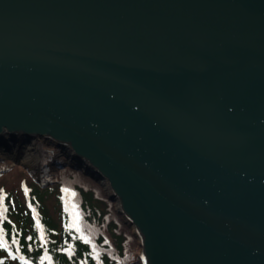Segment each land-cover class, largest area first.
I'll return each mask as SVG.
<instances>
[{
    "label": "water",
    "instance_id": "obj_1",
    "mask_svg": "<svg viewBox=\"0 0 264 264\" xmlns=\"http://www.w3.org/2000/svg\"><path fill=\"white\" fill-rule=\"evenodd\" d=\"M36 135L141 264H264V0H0V147Z\"/></svg>",
    "mask_w": 264,
    "mask_h": 264
},
{
    "label": "trees",
    "instance_id": "obj_2",
    "mask_svg": "<svg viewBox=\"0 0 264 264\" xmlns=\"http://www.w3.org/2000/svg\"><path fill=\"white\" fill-rule=\"evenodd\" d=\"M36 146L40 175L18 165L20 183L0 186V264H140L138 240L101 185L57 156L59 148ZM10 170L1 161L0 177Z\"/></svg>",
    "mask_w": 264,
    "mask_h": 264
},
{
    "label": "rangeland",
    "instance_id": "obj_3",
    "mask_svg": "<svg viewBox=\"0 0 264 264\" xmlns=\"http://www.w3.org/2000/svg\"><path fill=\"white\" fill-rule=\"evenodd\" d=\"M43 141L45 144L47 145H51V146H57V143H59L57 140H55L54 138L52 137H39V136H35L34 137V140H31L33 143L34 142H38V141ZM60 151L58 153H56V155H65L64 152H65V149H59ZM31 156L28 158V160H25L24 159V153L23 151H13L11 150V147H0V163L1 161L3 162H7L8 164V167L11 168V170L7 173H4V175L2 177H0V186H5L7 188H10V187H15L17 186L19 183H20V180L22 178V172H21V169L19 168L18 165H22L24 167H26L28 170H35V175H40V172H41V165H40V160H39V156L38 154L32 150L31 151ZM66 158L64 159V161L68 164H72L73 161L70 160V157H67V155H65ZM53 163L52 161L49 162V165L54 167L53 166ZM74 164V163H73ZM6 174V175H5ZM104 193L107 195V196H111L113 191L112 189L110 188L109 184H107V181L106 180H99L98 182ZM113 201V206L115 208V210H119L120 209V204H119V200L117 199H111ZM121 218H122V215H120ZM123 219V218H122ZM130 227V226H129ZM132 231H134V229L131 227ZM139 241V240H138Z\"/></svg>",
    "mask_w": 264,
    "mask_h": 264
},
{
    "label": "bare ground",
    "instance_id": "obj_4",
    "mask_svg": "<svg viewBox=\"0 0 264 264\" xmlns=\"http://www.w3.org/2000/svg\"><path fill=\"white\" fill-rule=\"evenodd\" d=\"M31 140H34V138L31 139ZM31 140L28 143L23 144V145H19L17 143H14V144H12L10 146L11 147V150H13L15 152L22 150L23 153H24V155H25L24 156V159L25 160H28V158L31 156V153H32L31 151L34 150L36 152V149H35L36 148V146H35L36 142L33 143ZM65 152L67 154V157H72L74 155V153L72 152V150L67 145H65ZM143 263L145 264V258L144 257H143Z\"/></svg>",
    "mask_w": 264,
    "mask_h": 264
},
{
    "label": "snow or ice",
    "instance_id": "obj_5",
    "mask_svg": "<svg viewBox=\"0 0 264 264\" xmlns=\"http://www.w3.org/2000/svg\"><path fill=\"white\" fill-rule=\"evenodd\" d=\"M3 199H4L3 196L0 195V218L3 217L4 212L6 211V209L4 208ZM13 243H15V240H13ZM4 247H5L4 234H3V230L0 229V248H4ZM18 251L19 249H17V252ZM9 255H11V253H9ZM21 259H23V257H21Z\"/></svg>",
    "mask_w": 264,
    "mask_h": 264
}]
</instances>
